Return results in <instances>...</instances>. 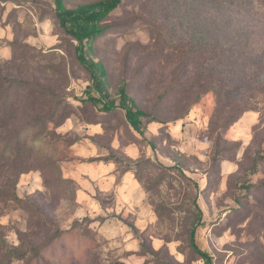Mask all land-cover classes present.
<instances>
[{
  "label": "rangeland",
  "instance_id": "1",
  "mask_svg": "<svg viewBox=\"0 0 264 264\" xmlns=\"http://www.w3.org/2000/svg\"><path fill=\"white\" fill-rule=\"evenodd\" d=\"M256 4L211 23L221 45L193 65L168 43L195 42L202 27L189 31L165 0H122L110 13L91 53L107 71L106 96H97L118 104L124 86L157 119L138 132L123 110L80 100L89 74L55 0H0V137L13 136L0 143V264H27L30 254L12 260L8 251L69 228L49 264H264V8ZM193 226L208 260L190 244Z\"/></svg>",
  "mask_w": 264,
  "mask_h": 264
},
{
  "label": "trees",
  "instance_id": "2",
  "mask_svg": "<svg viewBox=\"0 0 264 264\" xmlns=\"http://www.w3.org/2000/svg\"><path fill=\"white\" fill-rule=\"evenodd\" d=\"M165 1L167 2L166 8H168L171 14L175 16L178 15V17H181V14L184 16V19L188 22V26H190L189 31L193 33L195 30V25L198 26L199 23L202 27L200 33L198 32L199 36L195 42L191 41V38L187 37L188 40L185 42L178 41L174 45H171V42L168 43L170 45L168 46V51H172V55H176L177 53L183 51L182 53L184 54L183 57L185 58V65H187L188 62L193 65L195 63V58L204 56L207 53L216 50L221 45L217 40L215 41V38L218 37L211 34V23L218 21L219 24L221 20L224 19L232 20L234 17H245L250 14L249 10L254 8V2L257 3V6L264 8V0ZM121 2L122 0H98L88 4H79L73 8H67L64 5V0H55V16L58 20V25L62 31H64V33L69 35L76 42L74 46L75 57L78 63L89 74V83L84 89L83 97L80 99L83 102H91L96 104L98 102H102V99L98 97L97 94L106 96V67L101 61H95L91 56V53L93 51V43L95 39L102 35L107 29V26L103 24L104 20L109 17L110 13L115 10L121 4ZM224 29V26H220L219 31L222 32ZM223 35L225 36L224 33ZM201 76L193 78L190 82H184V84L181 85L179 92H184L197 85V80L204 79ZM174 88L175 87H173L171 91L175 92L176 89L173 90ZM198 95L200 94H197V96ZM117 96L118 104L102 102V106L100 108H102L103 112H112L118 108L123 110L124 117L128 124L138 132H141L142 128L148 123L157 121L152 112L145 111L137 105L136 101L127 94L124 86H120L118 88ZM12 137H0V143H7L12 139ZM15 142L18 145L20 140H16ZM24 147L25 146H23V148ZM6 150L7 146L2 149V154L5 153ZM113 161L117 162L115 159ZM128 169H130V166L125 165L124 171H127ZM71 231L72 228H69L67 231L56 230L51 236H49L42 244L38 246L28 245L24 249L14 248L9 250L7 253L8 257L12 260H23L26 256H28V254H30L27 264H49L45 261V256L53 252L55 249L53 247L56 244L57 247L60 248V251L64 252L65 243L59 244L58 241L62 238L63 234L71 235ZM71 236H73V234ZM194 238L195 227L193 226L189 232L190 244L202 258H206L208 260V254L206 252L200 251L197 248ZM73 252V250L68 249V255L73 254Z\"/></svg>",
  "mask_w": 264,
  "mask_h": 264
}]
</instances>
